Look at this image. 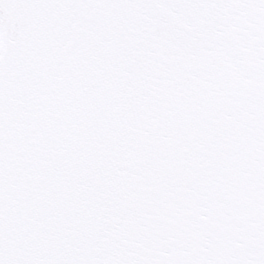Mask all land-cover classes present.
Returning <instances> with one entry per match:
<instances>
[{"label":"snow or ice","instance_id":"snow-or-ice-1","mask_svg":"<svg viewBox=\"0 0 264 264\" xmlns=\"http://www.w3.org/2000/svg\"><path fill=\"white\" fill-rule=\"evenodd\" d=\"M0 264H264V0H0Z\"/></svg>","mask_w":264,"mask_h":264}]
</instances>
